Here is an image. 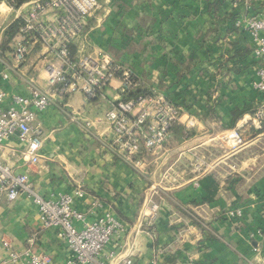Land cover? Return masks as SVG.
<instances>
[{
    "label": "crops",
    "instance_id": "crops-1",
    "mask_svg": "<svg viewBox=\"0 0 264 264\" xmlns=\"http://www.w3.org/2000/svg\"><path fill=\"white\" fill-rule=\"evenodd\" d=\"M114 6L101 28L99 12L87 20L90 28L75 45L78 51L109 53L129 66L145 87L183 108V119L199 120L193 137L181 143L171 137L175 145L169 141L148 154L143 148L141 172L116 159L110 150L114 132L106 120L119 97L114 82L104 99L88 100L80 93L56 96L57 105L38 115L45 139L38 165H31L17 137L0 148V162L27 175L39 196L58 198L82 189L84 198L75 202L79 212L88 215L98 201L89 220L111 212L121 222L124 233L106 246L100 264L129 259L133 264H264V126H248L251 115L246 114L232 129L237 110L260 106L264 111V96L253 88L259 65L255 43L236 26L264 16V0H114ZM0 13L5 32L18 20V10L0 0ZM3 37L0 56L9 61L14 40L3 49ZM142 43L148 51L143 64L137 51ZM238 49L252 53L234 58ZM50 60L38 46L12 73L7 91L29 95V78L48 91ZM154 74L156 79L149 81ZM233 130L247 141L245 146H226L223 136ZM153 203L158 206L154 216ZM237 209L242 219L229 220L227 212ZM12 252L22 259L26 252L48 255L52 264L72 258L58 230L43 228L29 198L9 202L0 192V264H11Z\"/></svg>",
    "mask_w": 264,
    "mask_h": 264
},
{
    "label": "built area",
    "instance_id": "built-area-1",
    "mask_svg": "<svg viewBox=\"0 0 264 264\" xmlns=\"http://www.w3.org/2000/svg\"><path fill=\"white\" fill-rule=\"evenodd\" d=\"M235 4L250 0H228ZM6 0H2V3ZM10 6V5H8ZM15 10L13 6H10ZM22 8L26 13L19 15ZM99 0H33L18 10L22 26L10 48L11 60L0 56V148L14 137L25 146L31 165H38L40 151L44 144V134L37 124L38 115L57 105L56 96L82 94L88 100L106 98V91L118 82L119 97L113 101L106 114V120L114 132L110 150L119 161L141 172L146 158H139L141 145L146 153L162 149L171 139V128L178 124L184 111L174 105L166 96L153 91L152 96H140L135 100L125 97L144 88V82L127 65L116 61L105 52L85 55L78 51L72 58L71 46L77 45L84 36L87 20L100 11ZM236 26L249 32L255 43L254 56L259 62L253 82L254 90L264 93V16L237 21ZM41 46L51 56L46 67L48 91L36 86L33 78L28 79L29 95L11 94L6 87L12 73L19 71L29 55ZM188 128L195 126V119L189 118ZM264 114L261 112L249 118L254 127L261 128ZM91 124H88L90 126ZM223 141L240 148L245 145L237 130L229 131ZM0 192L6 193L9 202L22 196L29 198L38 207L40 222L45 229H57L58 237L66 243L72 258L67 264H100V257L112 239L124 233L121 222L111 213L89 220L100 207L92 202L90 213L84 214L75 208L77 199L85 193L77 189L73 194L58 198L39 196L30 184L29 177L15 174L14 170L0 162ZM152 216L158 211L157 204L151 206ZM226 217L232 221L242 219V210L228 211ZM77 224L81 225L78 227ZM262 231H258L260 235ZM253 237V236H251ZM52 264L48 255L25 253V259L18 252L9 255L11 264ZM120 264H133L125 260Z\"/></svg>",
    "mask_w": 264,
    "mask_h": 264
},
{
    "label": "trees",
    "instance_id": "trees-1",
    "mask_svg": "<svg viewBox=\"0 0 264 264\" xmlns=\"http://www.w3.org/2000/svg\"><path fill=\"white\" fill-rule=\"evenodd\" d=\"M33 0H6V3L10 6H13L15 9H19L22 5H24L25 3L31 2ZM215 2H219L220 0H213ZM22 26V20L18 19L16 21H14L13 23H11L5 30L4 32V37L2 40V48L3 49H7L9 47V45L13 42V40L15 39V37L17 36L20 28ZM90 26H85V30L84 33H86L89 30ZM77 52H78V47L71 46V53H72V58L75 59L77 57ZM252 52L249 49H245L244 51L242 50H237L236 54L234 56V58H238V57H245L250 55ZM259 64V62H258ZM181 76V73H180ZM153 91L152 89H148L147 87L144 86V88H141L135 92H133L132 94L128 95L127 97H125V99L127 100H135L137 98H139L140 96H152L153 95ZM262 96H264V93L261 94ZM260 106H256V107H251L249 109H243V110H237L236 112L239 113V117L236 118L232 124V129L235 128L236 123L238 121V119H240L241 117H243L246 114H250V115H255L259 110ZM262 125H264V122H262ZM171 135L172 138L174 139V141L181 143L184 141V139L186 137H189L193 134H188L185 132V129L183 126H181L180 124H175L172 128H171ZM143 144L141 145V150L139 152L138 157L139 158H143L144 153H143Z\"/></svg>",
    "mask_w": 264,
    "mask_h": 264
},
{
    "label": "rangeland",
    "instance_id": "rangeland-1",
    "mask_svg": "<svg viewBox=\"0 0 264 264\" xmlns=\"http://www.w3.org/2000/svg\"><path fill=\"white\" fill-rule=\"evenodd\" d=\"M107 2H109V3H107ZM99 3H100V11H99V14H98V19H101V21H99L98 22V27L97 28H101L103 25H104V22H106V20L108 19V16H110V14H108V9L110 8L111 10L112 9H114L115 10V8H116V6H114V0H99ZM6 10V9H5ZM117 13V12H116ZM115 13V14H116ZM1 14V13H0ZM97 24H95L94 26H93V28L96 26ZM5 26L6 25H4V26H2V25H0V35L2 34V33H4V28H5ZM83 38V36L78 40L79 42H81V39ZM132 50H135V48L134 47H132L131 48V51ZM138 53L142 56H139V62H141L142 63V60L144 61V58H145V54H148V51L146 50V48L144 47V44L142 43L141 45H139V48H138ZM112 52V51H111ZM110 52V53H111ZM155 62H156V57H154V58H152ZM143 64V63H142ZM147 66H148V64H146ZM159 74H160V72H159ZM156 76H157V74H154L153 76H151V75H149L148 76V79H149V81H154L155 79H156ZM160 91V90H159ZM161 92V91H160ZM258 112H261V113H263L264 114V111L263 110H261V111H258ZM257 112V113H258ZM251 116H253V115H251ZM186 117H184V119L183 118H181V120L178 122V124H180L181 126H183L184 127V129H185V132L187 133V135L188 134H193L194 135V133L196 132V128L198 127V124L200 123L199 122V120H197V119H195V121H196V123H195V126L194 127H190V128H188L187 126H188V123L190 122V120L189 119H185ZM197 118V117H196ZM263 122H264V120H263ZM248 126H252L253 128H254V124H253V122H249V124H248ZM263 126L264 125H262L261 124V128L260 129H262L263 128ZM193 135H191V136H189V137H186L185 139H189V138H191V137H193ZM241 135V134H240ZM242 136V135H241ZM243 137V136H242ZM244 139V138H243ZM245 141V144L247 143V141L246 140H244ZM168 144H170V145H175V144H173L172 142H171V140H170V142L168 143ZM167 144V145H168ZM226 144V143H225ZM226 146H229V148L230 147H232L231 145H229L228 143L226 144ZM245 146V145H244ZM225 147V146H224ZM257 149V148H256ZM221 150V149H220ZM220 150H219V152H220ZM225 151H226V147H225V149H224ZM223 149L221 150V152L222 151H224ZM232 150V149H231ZM214 154V153H213ZM203 156H205V158H202V159H204L205 160V162L208 160V153H206V154H203Z\"/></svg>",
    "mask_w": 264,
    "mask_h": 264
}]
</instances>
